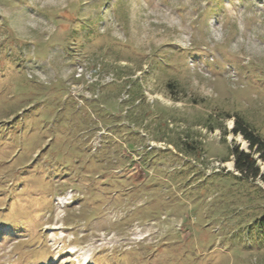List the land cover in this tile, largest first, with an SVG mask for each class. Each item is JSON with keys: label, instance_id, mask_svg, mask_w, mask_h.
Masks as SVG:
<instances>
[{"label": "rangeland", "instance_id": "rangeland-1", "mask_svg": "<svg viewBox=\"0 0 264 264\" xmlns=\"http://www.w3.org/2000/svg\"><path fill=\"white\" fill-rule=\"evenodd\" d=\"M237 116L264 0H0V264H264Z\"/></svg>", "mask_w": 264, "mask_h": 264}, {"label": "trees", "instance_id": "trees-1", "mask_svg": "<svg viewBox=\"0 0 264 264\" xmlns=\"http://www.w3.org/2000/svg\"><path fill=\"white\" fill-rule=\"evenodd\" d=\"M234 134H241L248 142V150L232 146L233 165L241 176L255 179L259 177L264 183V169L261 171L257 160L264 161V138H262L243 118L237 116L232 127Z\"/></svg>", "mask_w": 264, "mask_h": 264}, {"label": "bare ground", "instance_id": "bare-ground-1", "mask_svg": "<svg viewBox=\"0 0 264 264\" xmlns=\"http://www.w3.org/2000/svg\"><path fill=\"white\" fill-rule=\"evenodd\" d=\"M227 164H228V165H231V162H228Z\"/></svg>", "mask_w": 264, "mask_h": 264}]
</instances>
